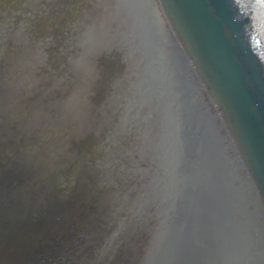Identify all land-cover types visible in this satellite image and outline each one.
Returning a JSON list of instances; mask_svg holds the SVG:
<instances>
[{"label": "water", "instance_id": "water-1", "mask_svg": "<svg viewBox=\"0 0 264 264\" xmlns=\"http://www.w3.org/2000/svg\"><path fill=\"white\" fill-rule=\"evenodd\" d=\"M165 2L264 206V0ZM155 8L0 0V264H145L192 166L213 220L238 224L264 264V214L245 165ZM177 220L187 228L175 227L154 264H238L227 230L213 253V233L188 226L186 206Z\"/></svg>", "mask_w": 264, "mask_h": 264}]
</instances>
